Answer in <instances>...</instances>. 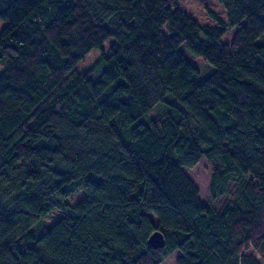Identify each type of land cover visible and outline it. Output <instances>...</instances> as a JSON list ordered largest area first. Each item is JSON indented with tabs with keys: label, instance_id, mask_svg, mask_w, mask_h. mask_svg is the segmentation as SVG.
Segmentation results:
<instances>
[{
	"label": "trees",
	"instance_id": "trees-1",
	"mask_svg": "<svg viewBox=\"0 0 264 264\" xmlns=\"http://www.w3.org/2000/svg\"><path fill=\"white\" fill-rule=\"evenodd\" d=\"M184 1L0 0V264H264V0Z\"/></svg>",
	"mask_w": 264,
	"mask_h": 264
},
{
	"label": "rangeland",
	"instance_id": "rangeland-1",
	"mask_svg": "<svg viewBox=\"0 0 264 264\" xmlns=\"http://www.w3.org/2000/svg\"><path fill=\"white\" fill-rule=\"evenodd\" d=\"M183 9L191 15L197 22L200 24H214L213 19L211 16L206 12V7L211 8L215 11L219 16L223 19H226V10L224 7L219 3L218 0H185L183 5ZM6 24V21L0 19V28ZM238 25L228 26L225 28L221 40L223 42L229 43L232 40V37L237 30ZM112 39H106L101 47L92 48L86 55L78 61L76 64V68L80 69L84 66L91 64L95 61L97 57H99L102 52L105 54L107 53V48L111 43ZM258 43H264V35L257 39ZM181 51L186 55L188 59H190L199 69V75L201 79L206 78L212 71L213 66L209 63L206 59L196 56L193 54L185 43L180 44ZM5 61L2 60L0 62V69L4 66ZM104 63L101 61L96 65V70L94 75L97 76L99 71L102 69ZM149 115H155L156 109H151L148 113ZM183 170L190 181L195 185L198 191V196L200 199L208 198L209 194V185L211 180L212 174V164L211 162L201 156L197 163L192 167H183ZM59 216L58 212H55V209L49 211V213L43 218L45 221L52 222ZM33 226V224H32ZM179 252L174 251L170 255H168L162 262L159 264H176V258Z\"/></svg>",
	"mask_w": 264,
	"mask_h": 264
},
{
	"label": "water",
	"instance_id": "water-1",
	"mask_svg": "<svg viewBox=\"0 0 264 264\" xmlns=\"http://www.w3.org/2000/svg\"><path fill=\"white\" fill-rule=\"evenodd\" d=\"M148 243L154 248L161 247L164 244V238L160 231L156 230L148 237Z\"/></svg>",
	"mask_w": 264,
	"mask_h": 264
}]
</instances>
